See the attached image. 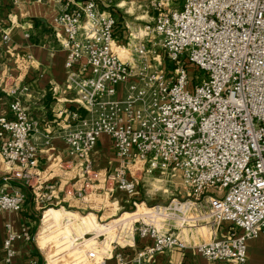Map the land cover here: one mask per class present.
Instances as JSON below:
<instances>
[{"label": "built area", "instance_id": "1", "mask_svg": "<svg viewBox=\"0 0 264 264\" xmlns=\"http://www.w3.org/2000/svg\"><path fill=\"white\" fill-rule=\"evenodd\" d=\"M111 4L66 0L53 19L65 88L77 104L65 110L61 138L82 167L81 190L103 183L137 205L140 184L170 172L181 174L188 193L135 220L134 232L150 244L130 258L126 245L113 249L97 264H148L173 248L195 249L210 264H245L247 242L264 237V0H149L154 19L145 31L159 42H136L124 57ZM9 106L12 115L0 116V155L21 169L13 178L42 210L57 180L37 179L39 125L31 110L19 97ZM102 135L119 160L103 179L91 160ZM44 138L49 145L53 135ZM25 201L22 189L0 187V211L19 212ZM7 229L0 264L12 262L15 241L32 240L27 228Z\"/></svg>", "mask_w": 264, "mask_h": 264}, {"label": "crops", "instance_id": "2", "mask_svg": "<svg viewBox=\"0 0 264 264\" xmlns=\"http://www.w3.org/2000/svg\"><path fill=\"white\" fill-rule=\"evenodd\" d=\"M144 1L131 0L133 5H137L139 15L141 11L145 12ZM65 3L66 0H20L19 3L14 4L13 0H0V116L12 115L9 105L15 97L21 98L31 110L39 125V131L33 136L38 147L37 162L40 172L37 179L40 181L57 180L58 189L54 192L53 200L45 208L49 205L61 206L45 210L38 230L37 220L41 204L37 202L31 188L25 186L22 180L16 181L13 178L21 172V169L15 164L7 163L0 155V187L2 186L5 191L9 192L22 189L26 193L23 210L19 212L0 211V261L5 256L3 244L8 237V224L16 232L27 228L32 236L31 241L21 239L14 242L16 255L10 264H44L42 256L34 245V232L37 230L36 243L42 250L47 264H50L51 256L48 248H51L49 240L52 229L56 224L60 226V221L64 217L74 220L78 215V212L67 210L65 206L74 210L89 209L88 214L78 215L79 221L88 226L98 225L100 229L107 231L114 224L112 221L99 223L95 212L99 210L93 209L92 202L76 198L82 191L81 180H78L82 167L78 160L70 157L69 149L61 138L68 123L65 110L77 107L76 103L71 102L65 88V53L60 48L53 23L54 16ZM126 3V0H112L111 4L118 19L116 49L123 57L129 54L128 50L131 49L129 46L136 42H159L158 38L146 35L145 25L141 27L140 24L136 25L126 20L124 16ZM147 7L149 8V2ZM149 9L152 12L151 24H153L154 13L151 8ZM143 17L144 15L138 16L139 19ZM5 34L9 36L8 40L3 39ZM120 45L127 47L126 52L119 48ZM127 85L118 86L119 97L125 93ZM45 133L53 135L49 145L46 144ZM91 160L100 178L103 179L108 172H113L119 165V160L113 151L111 137L107 135L100 137L95 151L91 154ZM8 175L12 179L9 182L3 181V177ZM108 191L111 190L108 189ZM115 192L124 193L117 190ZM120 201L110 202V205L104 206V210L107 207L116 210V205L120 204ZM121 205L122 202L119 208ZM140 215L142 214L139 210L135 213H124L117 221L126 220L124 216L138 217ZM133 239L125 251L127 258L132 257L140 247L152 242L149 239L139 238L137 234ZM62 245H64V250L61 248L57 252L54 251V261L57 264H69V262L66 263L68 259L66 256L72 255L73 251L66 255L69 251H66L64 243ZM247 248L248 256L245 264H264V237L250 239L247 242ZM112 262L114 260L111 259L110 263ZM148 264H210V262L195 249L173 248L149 257ZM219 264L238 263L233 261Z\"/></svg>", "mask_w": 264, "mask_h": 264}, {"label": "rangeland", "instance_id": "3", "mask_svg": "<svg viewBox=\"0 0 264 264\" xmlns=\"http://www.w3.org/2000/svg\"><path fill=\"white\" fill-rule=\"evenodd\" d=\"M126 1L127 3L124 7V9L126 10V13H124L126 20L131 23H135L136 25L140 24L141 27L144 25H151L152 12L147 7L149 0L148 2L146 0L144 1L143 5L145 6H143V9L145 12L141 11L140 15L137 13V5H133L131 0ZM182 1L183 0H180V4L182 3ZM141 15H144V17L139 19L138 16ZM200 73L201 77L206 75L205 72ZM155 178L156 179L154 180L146 179L140 184L138 191L134 196L138 199L137 205L133 204V197L127 196L124 193H112L111 191H108L107 185L103 186V184H100L101 188H103L100 189L95 184L88 183V188H83L82 191L79 192L80 195L76 198H81L84 199V201L89 200V202H92V204L94 205L93 209L96 208L97 210H99L95 211L97 213L96 218L99 223L103 224L112 221L114 224L111 229L107 231H103L98 225L96 227L88 226L86 223L79 221L80 219L78 215L88 214L90 212L89 209L86 208L81 210H74L71 207L65 206L67 210L74 211L76 213L78 212V215L74 220H68L66 217H64L60 221V226L59 224H56L52 229L50 235L51 237L49 240L51 244L50 247H54L57 249L48 248V253L51 256L50 264H57L53 258L54 251L57 252L61 250V248H63L64 246L62 245V243L66 245V251H69L66 255L73 251L72 255L66 256L68 258L66 263L69 262V264H97L101 261L102 257L105 254H108L111 250L123 247L125 245L128 246V244H131L133 242V238L136 234V232H134V224H136L137 226V222H135V219L145 217L147 213L154 212L149 209L157 204L166 205L171 202L173 198L179 199L187 197L188 188L186 187L180 173H156ZM113 201H120V204L122 202V208H119L120 204H117L116 210H113L111 207H107L106 210H104V206L110 205V202L112 203ZM60 207L61 206L59 205H49L47 208L42 209L38 213V230L45 210L49 208ZM138 210L142 215L138 217L124 216L126 220H124L123 222L117 221L124 213H135ZM38 230L34 232V245L42 256L44 264H47V260L43 255L42 250L36 243ZM62 250H64V248ZM88 252H94L95 256L93 258H90Z\"/></svg>", "mask_w": 264, "mask_h": 264}, {"label": "bare ground", "instance_id": "4", "mask_svg": "<svg viewBox=\"0 0 264 264\" xmlns=\"http://www.w3.org/2000/svg\"><path fill=\"white\" fill-rule=\"evenodd\" d=\"M46 254V253H45Z\"/></svg>", "mask_w": 264, "mask_h": 264}]
</instances>
